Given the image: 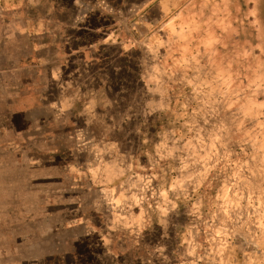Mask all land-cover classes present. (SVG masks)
Listing matches in <instances>:
<instances>
[{"label": "rangeland", "instance_id": "1", "mask_svg": "<svg viewBox=\"0 0 264 264\" xmlns=\"http://www.w3.org/2000/svg\"><path fill=\"white\" fill-rule=\"evenodd\" d=\"M164 3L44 0L70 43L0 147V264H264V0Z\"/></svg>", "mask_w": 264, "mask_h": 264}, {"label": "crops", "instance_id": "2", "mask_svg": "<svg viewBox=\"0 0 264 264\" xmlns=\"http://www.w3.org/2000/svg\"><path fill=\"white\" fill-rule=\"evenodd\" d=\"M162 1L165 6L168 0ZM43 2L0 0V147L12 148L14 152L7 154L15 155V160L26 159L27 153L21 152L30 139L42 143V132L37 129L49 122L39 117L28 122L23 116L36 108L53 112L52 100L44 97L42 84L59 78L60 65L64 64L60 43L69 49L70 41L63 38L62 31L68 34L72 28L52 7L43 10ZM48 49L50 57L45 53ZM27 125L33 126L34 133L23 131Z\"/></svg>", "mask_w": 264, "mask_h": 264}]
</instances>
